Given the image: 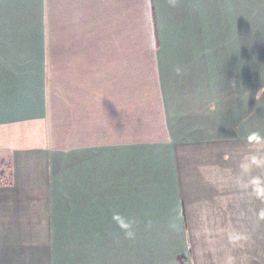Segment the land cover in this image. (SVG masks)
Masks as SVG:
<instances>
[{"label":"crops","instance_id":"1","mask_svg":"<svg viewBox=\"0 0 264 264\" xmlns=\"http://www.w3.org/2000/svg\"><path fill=\"white\" fill-rule=\"evenodd\" d=\"M259 20L264 0H0V264H196L197 149L208 175L260 172Z\"/></svg>","mask_w":264,"mask_h":264},{"label":"rangeland","instance_id":"2","mask_svg":"<svg viewBox=\"0 0 264 264\" xmlns=\"http://www.w3.org/2000/svg\"><path fill=\"white\" fill-rule=\"evenodd\" d=\"M259 24L255 27L264 29V21L262 25L259 20ZM259 43H263L261 39ZM259 49L254 53L244 52V94L249 88L245 73L252 69L256 73L252 76L264 77V49L261 46ZM197 150L196 170L187 174L184 180L190 187L187 203L191 210L196 264H222V257L228 263L232 257L234 264H264V156L259 157L260 172L252 173L250 163H244L242 167L233 161L228 164L230 170L227 172L220 171L216 164L214 172L208 175L205 171L208 165L203 162L204 153L201 148ZM240 166L242 171L234 170ZM255 208L259 216L258 226ZM220 234L224 238L221 245Z\"/></svg>","mask_w":264,"mask_h":264},{"label":"clouds","instance_id":"3","mask_svg":"<svg viewBox=\"0 0 264 264\" xmlns=\"http://www.w3.org/2000/svg\"><path fill=\"white\" fill-rule=\"evenodd\" d=\"M118 223L120 224V226L122 228L127 230L126 231L127 236L131 237L133 235V233L130 231V229H131V224L130 223H127V222H125L123 220H118Z\"/></svg>","mask_w":264,"mask_h":264},{"label":"trees","instance_id":"4","mask_svg":"<svg viewBox=\"0 0 264 264\" xmlns=\"http://www.w3.org/2000/svg\"><path fill=\"white\" fill-rule=\"evenodd\" d=\"M10 181L5 176V171H0V185H8Z\"/></svg>","mask_w":264,"mask_h":264}]
</instances>
